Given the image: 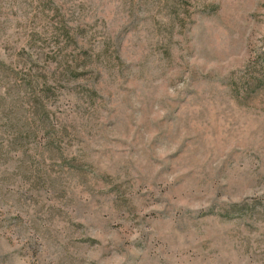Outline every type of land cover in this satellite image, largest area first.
Returning a JSON list of instances; mask_svg holds the SVG:
<instances>
[{
  "label": "rangeland",
  "instance_id": "rangeland-1",
  "mask_svg": "<svg viewBox=\"0 0 264 264\" xmlns=\"http://www.w3.org/2000/svg\"><path fill=\"white\" fill-rule=\"evenodd\" d=\"M0 264H264V0H0Z\"/></svg>",
  "mask_w": 264,
  "mask_h": 264
},
{
  "label": "trees",
  "instance_id": "trees-1",
  "mask_svg": "<svg viewBox=\"0 0 264 264\" xmlns=\"http://www.w3.org/2000/svg\"><path fill=\"white\" fill-rule=\"evenodd\" d=\"M65 65H64V69H63V71H68L69 70V67H70V65L69 64H67V62L65 61Z\"/></svg>",
  "mask_w": 264,
  "mask_h": 264
}]
</instances>
